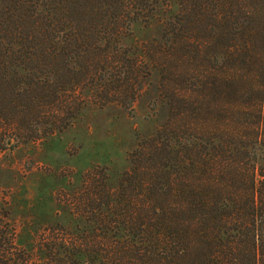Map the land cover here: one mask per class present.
Segmentation results:
<instances>
[{
    "label": "trees",
    "instance_id": "16d2710c",
    "mask_svg": "<svg viewBox=\"0 0 264 264\" xmlns=\"http://www.w3.org/2000/svg\"><path fill=\"white\" fill-rule=\"evenodd\" d=\"M147 86L161 122L88 231L5 224L0 264H264V0H0V152L65 130L84 90L131 109Z\"/></svg>",
    "mask_w": 264,
    "mask_h": 264
},
{
    "label": "rangeland",
    "instance_id": "374dc122",
    "mask_svg": "<svg viewBox=\"0 0 264 264\" xmlns=\"http://www.w3.org/2000/svg\"><path fill=\"white\" fill-rule=\"evenodd\" d=\"M159 27L156 22L149 28L134 24L118 47L137 54L138 48H127L157 40ZM146 72L142 70L147 82L152 78ZM155 93L147 86L130 109L124 103L103 105L100 92L84 90V107L65 130L7 145L0 152V226L12 227L20 245L42 243L49 229L61 225L74 235L87 232L91 214L103 209V190L127 180L133 169L130 154L161 122L152 114Z\"/></svg>",
    "mask_w": 264,
    "mask_h": 264
}]
</instances>
